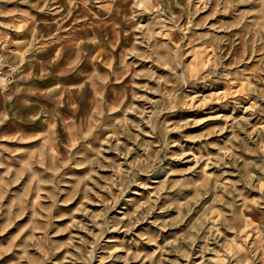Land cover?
<instances>
[{
    "label": "rangeland",
    "instance_id": "1",
    "mask_svg": "<svg viewBox=\"0 0 264 264\" xmlns=\"http://www.w3.org/2000/svg\"><path fill=\"white\" fill-rule=\"evenodd\" d=\"M0 264H264V0H0Z\"/></svg>",
    "mask_w": 264,
    "mask_h": 264
}]
</instances>
